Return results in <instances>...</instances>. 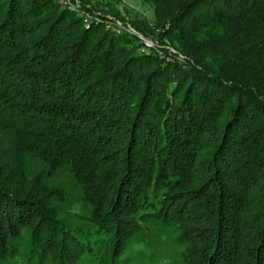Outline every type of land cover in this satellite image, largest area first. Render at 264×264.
Returning a JSON list of instances; mask_svg holds the SVG:
<instances>
[{"label":"trees","instance_id":"obj_1","mask_svg":"<svg viewBox=\"0 0 264 264\" xmlns=\"http://www.w3.org/2000/svg\"><path fill=\"white\" fill-rule=\"evenodd\" d=\"M161 1L158 38L183 59L56 0H0V264L22 239L34 264L113 260L149 224L177 230L187 264H264V0ZM27 155L72 174L93 228L58 219L65 197L28 176Z\"/></svg>","mask_w":264,"mask_h":264},{"label":"rangeland","instance_id":"obj_2","mask_svg":"<svg viewBox=\"0 0 264 264\" xmlns=\"http://www.w3.org/2000/svg\"><path fill=\"white\" fill-rule=\"evenodd\" d=\"M56 1L59 8H61L59 0ZM71 1L78 5V8L76 10L71 11L62 8L61 9L76 14L81 19L82 25V17L85 16V11L87 10L88 15L92 17H113L120 20L124 24L123 27L131 28L138 35L150 39L155 45V47L150 50L160 51L159 49L162 48L170 53L175 54L177 58L183 59V55L179 51H177L173 47V45H171V43L169 42V38H158L157 34H160L163 29L168 28V25L166 23L164 26H154L156 22V5L153 0ZM178 1L184 0H163L161 1L160 10L162 7L174 8ZM135 22L145 23L150 28H156H154L152 32H148V34H145L144 32H141L136 27H134L132 23ZM93 25H96V23L94 24V22H92L90 24H87L85 27L89 28ZM122 35L129 34L124 33ZM137 40L139 41L138 38ZM232 101L233 100H231V102ZM224 121L225 119L222 120V118L218 120L221 126ZM215 132L216 130H214V133ZM217 133L218 131L216 132V134ZM204 136L206 137L207 135L204 134ZM202 142L204 144L203 138L201 143ZM213 147H216L215 143H210L207 150L200 151L199 153L201 154L199 156L197 154L195 155L196 160L194 162V166L195 169L198 170V173L207 169L205 165L208 162L204 163V151H208L210 153ZM25 164L27 166L28 176H40L43 180V184H45L47 188L52 189L54 192H56V194L60 193L64 195L65 198H61L62 200L59 198L54 199L51 202L58 219H61L62 222L71 227H79L82 229L93 228V226L89 224V222L85 219V217L88 216L91 212L92 207L88 202L83 200L82 193L77 182L73 178L72 174L67 171V169H65L64 167H52L47 162L28 155L25 156ZM211 174L212 172L199 174V180L197 183H203L204 179H206L205 177H208ZM213 179L216 183V177H213ZM217 179L220 184V181L225 182L227 185L232 184V180H230L229 178L228 170L222 171V175L218 176ZM193 212L195 213V210H191L188 214V216H193L190 218V220L199 219L200 216L202 217L201 219H206V213L203 210L202 212L201 210L199 211L200 215L192 214ZM203 224L204 222L201 220L189 222L187 221L185 227L188 232L192 231L198 236L201 233L198 226L200 225L205 227L207 225V223H205V225ZM203 231H205V229H203ZM177 234V230L172 226L160 227L150 224L143 225V231L140 232L139 235L133 237L126 244L120 255L116 257V259L112 260L109 256L110 254H108L105 259L104 257L103 259L98 258L99 256L95 258V256L91 255H82L70 264H187L182 258L183 247L175 243V237L177 236ZM242 235H245V237L247 238L249 236V232L247 230H243L241 232V236ZM14 260L15 261L11 262L10 264H34L33 260L30 261L29 259L28 261L27 250L23 245V239L20 241L18 254L14 258ZM47 264L52 263L47 262Z\"/></svg>","mask_w":264,"mask_h":264},{"label":"built area","instance_id":"obj_3","mask_svg":"<svg viewBox=\"0 0 264 264\" xmlns=\"http://www.w3.org/2000/svg\"><path fill=\"white\" fill-rule=\"evenodd\" d=\"M59 3H60V6L62 9H67V10L73 11V10H76L78 8V5L76 3H73L71 0H59ZM82 21H83L84 26H86L87 24H90L92 22H94V24L95 23L96 24L101 23V24H103V28L105 30L109 31L110 33H112L114 35H122L124 33H127L129 35L136 36L142 44L141 51L149 52L150 49L155 47L154 43L150 39H148L147 37H142L141 35H138L131 28L123 27L124 24L120 20L115 19L113 17H110V16L92 17V16L88 15V10H87V11H85V16L82 17Z\"/></svg>","mask_w":264,"mask_h":264}]
</instances>
